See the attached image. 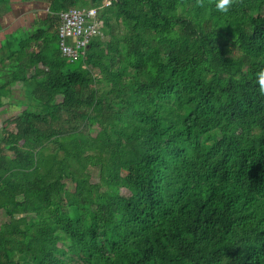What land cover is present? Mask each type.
I'll return each instance as SVG.
<instances>
[{
	"label": "trees",
	"instance_id": "obj_1",
	"mask_svg": "<svg viewBox=\"0 0 264 264\" xmlns=\"http://www.w3.org/2000/svg\"><path fill=\"white\" fill-rule=\"evenodd\" d=\"M42 1L0 53V107L32 101L1 128L0 264H264V0ZM91 6L69 61L60 12Z\"/></svg>",
	"mask_w": 264,
	"mask_h": 264
},
{
	"label": "crops",
	"instance_id": "obj_2",
	"mask_svg": "<svg viewBox=\"0 0 264 264\" xmlns=\"http://www.w3.org/2000/svg\"><path fill=\"white\" fill-rule=\"evenodd\" d=\"M42 0H10V2H1L0 3V53L2 54V47L5 41L7 40V36H17L21 33H25L28 31H35L37 28L42 26V23H36V14L39 17L45 19L46 14L45 10L41 7L43 5ZM37 12V13H36ZM36 18V19H35ZM13 43V38L11 37L8 42ZM36 47V46H34ZM8 58L5 57V61ZM4 61L0 60V67ZM7 66H9L7 64ZM2 70V69H1ZM13 92L12 103H10V98H3L4 105L0 107H21L24 109L25 104L30 103L31 99L26 96L24 92V82L18 81L16 84L11 86ZM19 92L18 96H16L15 92ZM6 120V119H5Z\"/></svg>",
	"mask_w": 264,
	"mask_h": 264
},
{
	"label": "built area",
	"instance_id": "obj_3",
	"mask_svg": "<svg viewBox=\"0 0 264 264\" xmlns=\"http://www.w3.org/2000/svg\"><path fill=\"white\" fill-rule=\"evenodd\" d=\"M109 4V0H105ZM59 46L62 55L74 61L84 55L91 39L102 34L103 21L99 19L100 8L70 7L60 12Z\"/></svg>",
	"mask_w": 264,
	"mask_h": 264
},
{
	"label": "rangeland",
	"instance_id": "obj_4",
	"mask_svg": "<svg viewBox=\"0 0 264 264\" xmlns=\"http://www.w3.org/2000/svg\"><path fill=\"white\" fill-rule=\"evenodd\" d=\"M87 4V3H86ZM89 4V3H88ZM42 7H44L43 9L45 10V11H48L47 9H48V5H44L43 4V6ZM100 8V7H99ZM37 13V12H36ZM36 17H38L37 19H36V23H44L43 21H44V19L43 18H41V17H39V15L38 14H36ZM20 35V34H19ZM18 36V35H17ZM18 38V37H17ZM46 42H47V44H48V46H46ZM30 43V46H31V48H33L34 46H36L37 48H38V46H37V44L36 43H34V42H29ZM39 43H40V45H42V46H44L45 47V49H46V51H48L49 53L50 52H53L56 48H57V39H56V33H55V29H47V30H45V34H44V36L39 40ZM13 48H14V50H15V55L16 56H18V54H19V50H20V44H19V42H17V43H15V45L13 46ZM25 53H23V55H24ZM0 60L1 61H4V64L2 65V67H3V69L1 70V67H0V80H5V74L7 73V71H6V69H5V66L7 65V61H5V58H2V55H0ZM14 69V68H13ZM18 69V67H16L15 69H14V71L15 70H17ZM42 76L43 75H39V76H37L38 78H42ZM31 87H32V85L30 84V82L27 84V88H26V91H30L31 90ZM30 88V89H29ZM18 93L19 92H15V94H16V96H18ZM27 94H30V93H27ZM5 99V98H4ZM6 100V99H5ZM32 102V101H31ZM28 104V103H27ZM26 105V104H25ZM26 107V106H25ZM23 110V108H17V107H6V108H2V109H0V137H1V134H3L2 133V131H1V128H2V126H3V124H4V121H5V119H8V118H10V116L12 117V116H15V115H17L19 112H21ZM7 128H8V130H12V129H14V126L13 125H11V124H9L8 126H7ZM9 154H10V152H8ZM61 153H63L62 151H61ZM60 153V154H61ZM67 182H68V187H70V188H72V185H71V183L67 180ZM3 219H4V215L2 214V212L0 211V222H2L3 221Z\"/></svg>",
	"mask_w": 264,
	"mask_h": 264
},
{
	"label": "clouds",
	"instance_id": "obj_5",
	"mask_svg": "<svg viewBox=\"0 0 264 264\" xmlns=\"http://www.w3.org/2000/svg\"><path fill=\"white\" fill-rule=\"evenodd\" d=\"M230 6H231V0H216L215 8L220 13L228 12ZM256 79L259 87V92L261 95H264V69L259 71Z\"/></svg>",
	"mask_w": 264,
	"mask_h": 264
},
{
	"label": "water",
	"instance_id": "obj_6",
	"mask_svg": "<svg viewBox=\"0 0 264 264\" xmlns=\"http://www.w3.org/2000/svg\"><path fill=\"white\" fill-rule=\"evenodd\" d=\"M90 46V45H89ZM89 46L87 47V49L89 48Z\"/></svg>",
	"mask_w": 264,
	"mask_h": 264
}]
</instances>
